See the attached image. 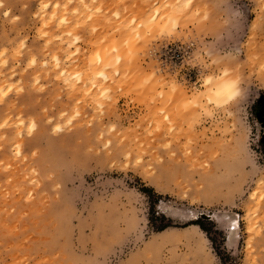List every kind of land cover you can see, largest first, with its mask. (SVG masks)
Wrapping results in <instances>:
<instances>
[{
  "label": "rangeland",
  "instance_id": "rangeland-1",
  "mask_svg": "<svg viewBox=\"0 0 264 264\" xmlns=\"http://www.w3.org/2000/svg\"><path fill=\"white\" fill-rule=\"evenodd\" d=\"M43 1L3 0L0 8V264H188L184 244L157 240L192 224L209 264H264V202L251 198L264 169V0H244L246 12L238 0H193L200 15L186 22L179 8L161 7L177 0H94L88 20L73 0L74 10L53 21ZM155 8L161 18H180L183 36L154 39L146 54L129 25L147 24ZM169 17L148 24L158 34ZM145 31L141 26V36ZM245 33L254 36L251 44ZM101 49L103 60L121 59L116 84V63L104 67L106 81L90 74L102 66ZM185 53L202 58L212 78L239 60L244 95L216 102L199 67L181 68L177 79L188 86L174 99L183 103L195 90L196 104L215 116L201 118L193 105L187 117L197 122L177 127L164 148L163 127L146 131L156 126L155 82L140 85L145 73L171 67L178 56L183 63ZM189 138L192 154L185 156ZM223 215L235 217V229L219 226Z\"/></svg>",
  "mask_w": 264,
  "mask_h": 264
},
{
  "label": "snow or ice",
  "instance_id": "snow-or-ice-1",
  "mask_svg": "<svg viewBox=\"0 0 264 264\" xmlns=\"http://www.w3.org/2000/svg\"><path fill=\"white\" fill-rule=\"evenodd\" d=\"M133 8L135 5H131ZM3 0H0V8H3ZM48 5L41 4V8H47ZM59 7V5H57ZM127 5H125V10L127 11ZM156 7V6H153ZM161 7L168 8V7H176L180 9L181 16L183 18V21L193 20L196 21L197 17H199L200 13L198 10V6L193 4V0H185L183 4L179 3V0H177V4L175 5H168L163 4ZM206 7V6H205ZM238 9H242L244 12L248 10V5L244 2V0H238L237 4L235 5ZM157 12H159V8L156 9ZM260 31L261 34L264 35V7L260 8ZM242 12L237 11L236 15L237 18H242ZM4 16H8L9 12L4 11ZM206 18V14L205 17ZM18 19V17H17ZM157 20L156 16L150 17V22H154ZM249 23L251 24V28L254 31L256 29V24L252 23V18H248ZM149 24H145L143 21L141 22V25H137L135 19L132 20L131 25L129 27L131 28V31L136 34V40L140 41L143 40L144 44L141 46L145 53L147 54L150 49L147 47V45L150 43V41L154 39H164L166 36L168 40L176 39L178 36L182 37L183 32L180 31L181 27L184 26L182 24V20L180 18L173 19L172 17H169V22L165 24L162 28L158 29V34L153 32V29L149 26ZM143 26L146 31L143 36L140 34V28ZM247 36V41L249 44L252 43L254 36L248 35V33H245ZM131 48V46H129ZM2 55V53H0ZM129 57L135 58V54L132 51H129L128 53ZM184 62H180L179 56L177 57L176 63L172 65L171 67L167 69H161L159 73L157 71L153 70L150 73H145L144 80L140 86L146 85L150 82H155V87L152 88L153 95L151 96V102L154 105H158L155 112L153 113L151 119L155 123V128L151 127V124L149 125V128L146 129L148 132V135H152L153 132H159L161 131V128L163 127V134L167 137H169V142L162 145L164 148H170L172 139L175 138L176 128L180 127V129L183 131V124L187 123L188 129L191 130L193 124L197 122L196 116L194 115L191 120L188 119L187 113L192 109L193 105L196 107L201 108V111L199 112V117H213L215 116V113L213 111L207 110L204 106H201L199 104H196V101L198 99V94L195 90H193V95L190 99H185L183 103L180 101H177L174 99L175 95L180 92L183 93V89L186 88L187 82L181 81L177 79V77L180 74V69H196L199 67L200 69V75L201 77L208 76V79L205 81L206 83H210L212 76L208 75L206 72L203 71V69H206L209 67V65L200 57H191L185 53L184 55ZM252 57H249V60H251ZM30 64H35L36 61L33 58L29 62ZM121 63L120 57L116 58V66L114 69V80L113 83L116 84L117 81L120 78V71L119 66ZM171 63V62H170ZM247 63V62H245ZM57 66H59V61H57ZM231 69V73H235V79L233 81V86L229 89L227 94V100H232L235 98H240L244 95V93L236 87V85H239L242 82L243 79V73L241 72V69L244 67V64L240 63L239 60L236 61L235 64L229 66ZM229 67H222L223 74L225 76H228L229 73ZM260 71L262 75L260 76V80L262 83H264V62L260 64ZM167 72L168 75L165 77L164 73ZM99 75L104 76V79L107 80L108 77L103 73H99ZM213 75H215V72H213ZM194 78V77H193ZM122 88V85H121ZM101 95H105L104 92H101ZM226 102V101H225ZM151 110V109H150ZM101 114L103 112V106L101 105L100 108ZM69 124H71V120L68 121ZM115 127L114 125L112 126ZM59 130V128H57ZM193 143L192 139H188L187 142L184 144V155L189 156L192 154L191 145ZM109 144H111V140L109 141ZM109 145H105V147H108ZM142 147V145H140ZM130 155V153H129ZM173 156L176 155L175 152L172 153ZM136 163L139 164V158H137ZM260 186L257 187L256 191L251 193L252 200H256L257 196H259V201L264 202V169H262V176L259 182ZM234 195H243V192L240 188L236 189V192ZM236 207H239V204L236 205ZM187 211V209H185ZM249 215L251 216V211L249 212ZM221 219L224 221L223 224L219 225L220 227L224 228L225 230H231L236 228V222L235 217L231 215H223ZM249 231H252V229H249ZM7 235V233L5 234Z\"/></svg>",
  "mask_w": 264,
  "mask_h": 264
},
{
  "label": "bare ground",
  "instance_id": "bare-ground-1",
  "mask_svg": "<svg viewBox=\"0 0 264 264\" xmlns=\"http://www.w3.org/2000/svg\"><path fill=\"white\" fill-rule=\"evenodd\" d=\"M73 0H62V3H61V1L59 2V1H55V2H53L52 3V1L51 0H44L43 2H41L42 4H46V5H48V8L49 9H51L50 10V12L49 13H47V15H48V20L49 19H51V21H53L54 20V18H55V20H56V16H57V14H59L58 12H68L69 11V9H72L71 7L69 8L68 7V3H74L75 1H77V0H74V2H72ZM173 1V0H172ZM171 1V2H172ZM78 2V1H77ZM80 2H81V6H82V12H83V14H82V18H81V20L83 19L84 20V18L86 17V19H87V16H89V15H93L94 14V11H93V13H91V11H92V9L94 10V6L96 7V5L95 4H93V3H96V2H94V0H80ZM76 3V2H75ZM74 3V4H75ZM169 3V2H168ZM180 3V2H179ZM73 4V5H74ZM79 4V2L77 3V4H75V5H78ZM176 4V3H175ZM57 5H59V7H57ZM74 5V8L76 7ZM170 5V4H169ZM172 5V4H171ZM70 6V5H69ZM171 8V7H170ZM169 8V9H170ZM45 9V8H44ZM48 9V10H49ZM156 9V8H155ZM160 9V8H159ZM72 10H74V9H72ZM154 10V9H153ZM171 10H174L173 8L171 9ZM71 11V10H70ZM69 11V12H70ZM76 11V10H75ZM60 12V13H61ZM64 12V13H65ZM68 12V13H69ZM97 12V11H96ZM153 12V11H152ZM151 12V13H152ZM163 12V11H162ZM64 13H61V14H63L64 15ZM65 13V14H66ZM78 13V12H77ZM85 13V14H84ZM98 13V12H97ZM159 13L160 12H157V10H155L153 13H152V15L150 14L149 16L151 17V16H156L157 17V20L158 19H160L161 17H160V15H159ZM164 13V12H163ZM165 13H169V12H165ZM76 14V13H75ZM79 14H81L80 12H79ZM75 15V16H77V19H79L81 16L80 15ZM63 15L60 17V22H59V24L61 25V24H63V22H65L66 20H65V18H63ZM166 16H163V18L164 17H166L165 18V20L169 17V14L167 15V14H165ZM74 16V15H73ZM78 16H79V18H78ZM94 17H96V15L94 16ZM150 17H148V19H147V24L150 22ZM160 17V18H159ZM74 18V17H73ZM163 18H161L160 19V21L163 19ZM67 19V18H66ZM88 20V19H87ZM156 20V21H157ZM164 20V21H165ZM163 21V20H162ZM76 22L78 23L79 21L78 20H76ZM158 22V21H157ZM156 25V24H155ZM123 26H125V24L123 25ZM152 26H153V24H152ZM69 27V26H68ZM71 27V26H70ZM154 27V26H153ZM73 28V27H72ZM71 28H69V29H67L68 30V32H71V30H70ZM126 29V28H125ZM67 32V31H66ZM67 32V33H68ZM121 32H123L122 34L124 35L125 33V31H124V29L121 31ZM127 32V31H126ZM113 43V42H112ZM114 45V44H113ZM113 45H111V48H112V50L114 51H116L117 49H116V47H115V49H113ZM109 48L110 47H108V50H109ZM104 50H106V49H101L100 50V55H99V57H97V58H100V60H101V62H102V66L100 67L99 66V68H96V67H92L91 68V70H93L92 71V73H90V74H92L91 76H93V79L94 78H103L102 80H104V76H101V75H99V73H101V72H103L107 77H109L110 76V73H109V76H108V74H107V72L105 71V69H106V67L107 66H111V65H115V63L116 62H114L113 64H112V62H113V60L111 59V58H105L104 57V60H103V56H105L106 54H104V55H102V52L104 51ZM119 50V49H118ZM122 50V49H121ZM107 51V50H106ZM124 51V50H123ZM106 53V52H105ZM116 53V52H115ZM119 53H120V50H119ZM122 53H124V52H122ZM122 53H120L119 55H121ZM98 54V53H97ZM124 55V54H123ZM117 56V55H116ZM116 56H115V58H116ZM110 57H112V56H110ZM121 57H123L122 55H121ZM105 59L107 60V61H105ZM112 60V62H110L109 60ZM115 60V59H114ZM56 61H59V63H60V58H56ZM104 67H105V69H104ZM112 67V66H111ZM115 67V66H114ZM64 69V68H63ZM108 69V68H107ZM109 70V69H108ZM110 71V70H109ZM63 73H65L66 74V71H63ZM89 73V72H88ZM90 76V75H89ZM91 79V78H90ZM109 79V78H108ZM107 79V80H108ZM234 77H232V76H230V75H228V76H225L224 74H223V76H220V77H216V78H212L211 79V82H210V88H211V93L209 94V97L211 98V99H213L214 101H216V102H222L223 100H225L226 98H227V94H228V91H229V89L233 86V81H234ZM101 80V79H100ZM101 80V81H102ZM98 81V80H97ZM100 81V82H101ZM106 81V80H105ZM99 81L98 82H94V83H97V85H98V83H100ZM100 85V84H99ZM236 87H238L237 85H236ZM92 93V92H91ZM95 95H97V94H95ZM199 226L198 225H196V224H192V225H189V226H187V227H185V228H183L182 230H180V231H178V230H172V231H168V232H166V233H164V234H162L161 236H160V238L157 240V242L158 243H167L168 241H171V240H173V241H175V242H179V244L181 243V244H184V247L186 246V249L188 248L189 249V252H187L188 253V256L186 257V258H184L185 260H189V262H188V264H209L210 263V254L211 253H209V250H208V247H207V244H206V242H205V240H203V238H202V236H201V234L198 232V230L197 229H199L198 228ZM174 242V243H175ZM173 243V242H172ZM173 243V244H174ZM178 244V243H177Z\"/></svg>",
  "mask_w": 264,
  "mask_h": 264
}]
</instances>
